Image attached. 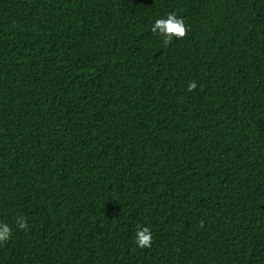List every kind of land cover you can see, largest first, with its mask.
<instances>
[{
	"label": "trees",
	"instance_id": "obj_1",
	"mask_svg": "<svg viewBox=\"0 0 264 264\" xmlns=\"http://www.w3.org/2000/svg\"><path fill=\"white\" fill-rule=\"evenodd\" d=\"M0 223V264H264V0H0Z\"/></svg>",
	"mask_w": 264,
	"mask_h": 264
},
{
	"label": "clouds",
	"instance_id": "obj_2",
	"mask_svg": "<svg viewBox=\"0 0 264 264\" xmlns=\"http://www.w3.org/2000/svg\"><path fill=\"white\" fill-rule=\"evenodd\" d=\"M151 31L162 38L164 45H168L172 42L173 38H184L187 35L188 28L183 19L178 18L174 13H169L166 18L157 19ZM196 87V82L193 81L188 85L187 91L191 92ZM16 225L19 229H26L28 227L23 217L16 219ZM11 234L12 230L10 226L6 223H0V243L8 241ZM135 242L140 248L151 247L152 235L150 229L147 227L138 228L135 235Z\"/></svg>",
	"mask_w": 264,
	"mask_h": 264
}]
</instances>
